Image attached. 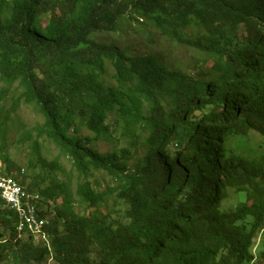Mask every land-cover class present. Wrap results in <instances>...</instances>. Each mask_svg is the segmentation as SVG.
<instances>
[{"label": "trees", "instance_id": "obj_1", "mask_svg": "<svg viewBox=\"0 0 264 264\" xmlns=\"http://www.w3.org/2000/svg\"><path fill=\"white\" fill-rule=\"evenodd\" d=\"M127 17L207 57L182 72L98 41ZM0 84V172L48 220L36 241L0 196V264H264V0H0Z\"/></svg>", "mask_w": 264, "mask_h": 264}, {"label": "rangeland", "instance_id": "obj_2", "mask_svg": "<svg viewBox=\"0 0 264 264\" xmlns=\"http://www.w3.org/2000/svg\"><path fill=\"white\" fill-rule=\"evenodd\" d=\"M44 24V22H43ZM186 34H190L192 30H186ZM99 42L104 44L116 45L119 49L126 51L130 55H157L162 63L172 69L181 70L182 72H190L195 68V63L201 65L202 60L207 56L190 47L177 43L170 37L162 34L161 31L149 25V21L142 18L127 17L121 21L118 31L114 33H100L96 35ZM212 60L207 58L204 66L209 68ZM2 86V84H0ZM17 116L19 122L26 123L30 126L43 123L44 118L34 106L21 105L20 109L14 115ZM73 134V132H71ZM17 134L13 131L11 139ZM83 137L89 136V131L82 128ZM120 136V132L117 133ZM249 146L256 150L257 153L264 154V137L259 134L251 133L249 136ZM121 148L126 146V141L121 142ZM96 150L102 154H108L113 151V144L107 142H99L95 146ZM14 160L25 169L26 155L20 146H12L10 149ZM58 149L53 145H46L43 149L45 158L52 160L58 156ZM65 170L69 177L61 176L62 179L72 181L75 187L77 182L76 173L72 171V166L66 159L62 160ZM100 175V174H98ZM110 180V178H108ZM111 207V206H110ZM260 240L258 241V243ZM259 245V244H258ZM257 257L260 255V248L254 250ZM51 262V261H50Z\"/></svg>", "mask_w": 264, "mask_h": 264}, {"label": "built area", "instance_id": "obj_3", "mask_svg": "<svg viewBox=\"0 0 264 264\" xmlns=\"http://www.w3.org/2000/svg\"><path fill=\"white\" fill-rule=\"evenodd\" d=\"M24 172V170H22ZM0 196L18 215L19 231L32 234L36 241L48 240V220L38 214L39 195L26 190L16 179L0 172Z\"/></svg>", "mask_w": 264, "mask_h": 264}]
</instances>
